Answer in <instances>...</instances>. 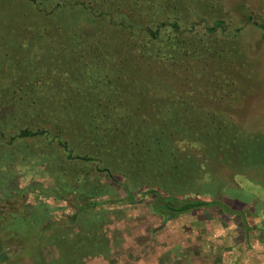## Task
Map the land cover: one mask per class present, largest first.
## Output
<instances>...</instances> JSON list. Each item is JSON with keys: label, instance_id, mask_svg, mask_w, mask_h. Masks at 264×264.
<instances>
[{"label": "rangeland", "instance_id": "rangeland-1", "mask_svg": "<svg viewBox=\"0 0 264 264\" xmlns=\"http://www.w3.org/2000/svg\"><path fill=\"white\" fill-rule=\"evenodd\" d=\"M75 1L0 0V264H264L261 233L245 236L235 214L212 207L166 215L148 191L220 201L262 225L264 188L244 171L214 170L211 151L220 125L246 134L235 142L251 162L264 156V0L86 1L109 12L101 26L89 9L71 8ZM56 6L83 24L82 34L101 39L99 51L79 45L75 73L67 45L44 20ZM218 20L223 27L210 32ZM114 21L123 33L108 26ZM156 23L164 24L161 37L147 42L158 56L114 72L128 31L146 40L141 30ZM50 64L67 71L30 78ZM123 114L165 132L178 157L195 161L193 181L145 171L143 179L108 151L99 139L125 128ZM210 172L222 183L208 184ZM257 175L264 182V171Z\"/></svg>", "mask_w": 264, "mask_h": 264}, {"label": "trees", "instance_id": "trees-1", "mask_svg": "<svg viewBox=\"0 0 264 264\" xmlns=\"http://www.w3.org/2000/svg\"><path fill=\"white\" fill-rule=\"evenodd\" d=\"M86 1H95V0H76L72 3L71 8H75V11H85L86 9L88 11H91L93 14H95V22L97 26H101L100 22L105 21L107 19V16L109 15V12L106 11V9L103 10V6H105V1L101 0L99 3L100 9L98 10L91 6V4H86ZM89 5V6H88ZM64 7L56 6L55 10H51L48 13V16L50 19L46 20L48 27H51L55 31V37L59 38L60 41L65 42V45H67V53H68V59L71 61V67L70 71L75 73V69L73 71V68L77 67V62L80 61L81 56L79 55V51L81 50L79 45L82 46V49L85 48L86 51L89 53L90 50L99 51V39L98 36H87L82 34V31H80L81 26L83 27V24H80L79 20L68 18V15H62L64 11ZM66 10V9H65ZM38 13H43L42 9L40 8ZM61 13V14H57ZM98 18V19H97ZM97 20V21H96ZM121 23L118 22H110L108 26L110 28L115 29V31H119L120 33H123V30L126 29L124 26L120 25ZM157 24V23H156ZM175 25L176 24H173ZM164 27V24L156 25L155 28H152L149 25H145L146 28H144L143 31V38L141 40L134 39L136 36V33L133 30L128 31L126 36V44L129 46V49L124 52L125 57L123 59L114 60L112 62V69L114 72L118 74H127L125 68L128 67V64L130 61H134L137 58H147L151 57V55H156L153 50L151 49V46L149 42L147 41H154L161 37L160 29L161 27ZM128 27H131L128 24ZM223 24L222 21L218 20L215 21L212 28H209L210 32H214L216 29L222 28ZM53 37V38H55ZM89 41V43L87 42ZM143 40V41H142ZM85 43L87 45H85ZM79 47V48H78ZM84 51V52H86ZM158 51V50H157ZM214 51V50H213ZM209 53H217L215 52ZM219 52V51H218ZM81 54V53H80ZM238 55V54H237ZM74 61V62H73ZM126 62V63H125ZM5 64L9 65V62H4ZM2 63V65L4 64ZM66 64H62L61 66H65ZM73 65L75 67H73ZM1 66V65H0ZM60 66V67H61ZM56 68V66L53 64L50 66L46 65L42 68L35 67V70H32L30 78H33L34 76H49L51 74H56V71H59L60 74H63L65 71H67L65 68ZM109 68L108 66H106ZM111 69V68H110ZM125 70V71H124ZM56 77V75H55ZM97 79V78H94ZM128 80V79H127ZM109 81V80H107ZM104 83V82H102ZM109 83V82H107ZM31 86H34L33 84ZM118 89V88H117ZM109 104H105V107H109ZM68 108V107H67ZM122 119L121 122L124 123L125 128H120L117 126H113V130L117 132V136H115L107 131L106 141L99 139L103 145H106L108 151L117 153L121 155L125 161L131 162V165L135 167L136 173L142 177L145 178V172H151L158 177H161L163 179H167L168 182H174L178 180V178H181L185 180L186 182H191L194 179L193 171L195 170V161L192 160L190 162H187V160H183L180 157H178L177 153L174 149L170 147V144L168 141L165 140L164 135L165 132H161L162 130H156V132L147 131L141 127L138 126L137 122H134L132 117L130 115H121ZM114 120L112 119L113 125ZM167 124V122L165 123ZM223 124V123H222ZM168 125V124H167ZM174 125H180L178 120H175ZM194 125L192 123H189V126ZM132 126L134 128H132ZM111 127V126H110ZM176 129H178L175 126ZM219 136L217 140V146L214 147V151H211V154L213 153V156L215 158H218V164L219 166L215 167L214 170L220 168V167H231L234 170L244 171L245 177L248 181L252 182L255 185H259L260 187L264 188V182L257 179L258 172L264 171V156L259 158H255L252 162L248 159V151L247 148H245L241 143L235 142L236 138H240L242 136L245 137L246 134L239 133V135L232 132L231 127H228L227 129H222L220 125L217 126ZM216 128V129H217ZM93 130V129H90ZM212 131V129H211ZM210 131V133H212ZM234 131V130H233ZM180 132V130H179ZM40 132H30L29 130L25 129L21 132L22 135H37ZM248 135V134H247ZM123 137L124 141L120 140V138ZM243 137V138H244ZM241 139V138H240ZM216 144V143H215ZM89 160H97V163H101V160L99 158H94L93 156H88ZM252 163H250V162ZM187 162V163H186ZM106 168V167H105ZM104 168V169H105ZM102 168V170H104ZM109 176V175H108ZM110 177V176H109ZM259 178V177H258ZM217 183L218 185L221 184V179L217 178L216 175H212V172H210V178L208 181L209 183ZM144 183V182H143ZM142 183V185H143ZM157 184V183H156ZM144 186H148V182L144 183ZM161 190L163 189V186L160 184L156 185ZM149 193H154V208L157 211L163 212L166 215H179L181 213L193 211L196 209H206V208H218L221 210L224 214H235L239 221L241 222V225L243 227V233L245 236H247L249 233H261V239L262 243H264V201L261 208V216L262 218V225L256 226V224L251 226L252 222V213L251 212H243L241 210H232L229 208L226 204H223L220 201L216 200H181L177 199L172 196L162 197L160 192H156L154 190H148ZM146 192H142L139 195H144ZM249 196V195H248ZM249 217H251L252 220H249ZM261 223V222H260ZM248 244V243H247ZM248 247V245H247ZM76 255V256H72ZM71 256L74 257L76 260L79 259L81 256V251L77 246V249L75 248V252ZM71 256L68 257L71 259ZM66 257V256H65ZM74 260H69L72 262H75Z\"/></svg>", "mask_w": 264, "mask_h": 264}]
</instances>
